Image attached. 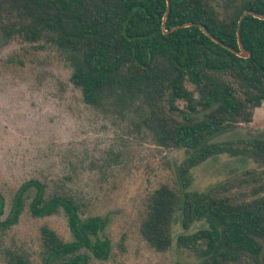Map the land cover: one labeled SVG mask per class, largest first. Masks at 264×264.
Here are the masks:
<instances>
[{"label": "trees", "instance_id": "obj_1", "mask_svg": "<svg viewBox=\"0 0 264 264\" xmlns=\"http://www.w3.org/2000/svg\"><path fill=\"white\" fill-rule=\"evenodd\" d=\"M244 11L264 15V0H0L4 42L55 49L70 68V84L97 115L165 150L185 152L173 185L162 182L148 193L139 232L165 252L175 222L183 229L202 223L176 236L199 264H263L264 170L189 189L191 170L218 155L264 167L261 134L215 139L252 121L264 101V18L247 13L238 26ZM238 37L247 57L236 53ZM3 207L0 192V215ZM81 208L76 196L49 192L31 178L11 195L0 229L23 210L35 218L61 210L70 239L41 227V264L105 261L111 251L102 233L106 218L81 216ZM1 251L3 264H31L27 253Z\"/></svg>", "mask_w": 264, "mask_h": 264}, {"label": "rangeland", "instance_id": "obj_2", "mask_svg": "<svg viewBox=\"0 0 264 264\" xmlns=\"http://www.w3.org/2000/svg\"><path fill=\"white\" fill-rule=\"evenodd\" d=\"M69 74L55 49L4 42L0 36V192L4 197L0 220L7 217L18 186L36 178L46 183L49 192L76 196L81 216L106 218L102 233L110 240V257L92 259L91 264H199L194 251L176 245V236L194 232L202 223L183 229L175 222L173 243L165 252L151 248L139 232L148 193L162 182L173 185L185 152L165 150L97 115L81 101ZM252 134L264 137V101L254 109L252 121L215 139ZM246 169L264 167L250 159L218 155L191 170L189 189L206 190ZM43 226L61 239H70L61 210L40 218L23 210L14 224L0 229V264L3 248L27 253L31 264H41Z\"/></svg>", "mask_w": 264, "mask_h": 264}, {"label": "water", "instance_id": "obj_3", "mask_svg": "<svg viewBox=\"0 0 264 264\" xmlns=\"http://www.w3.org/2000/svg\"><path fill=\"white\" fill-rule=\"evenodd\" d=\"M168 9H169V2L167 1V8H166V12H165L164 17H163L162 27H164L165 16H166V14H167V12H168ZM247 13L253 14V15L256 16V17L264 18V15L259 16L258 14L253 13L252 11H244V12L242 13V15L240 16V18H239L238 26H239V24H240V21H241L242 17H243L245 14H247ZM186 25H189V23H188V24H183V25H181V26H186ZM199 26H200V28H202L201 25H199ZM177 27H178V26L172 28L171 30H173V29H175V28H177ZM203 30H204V29H203ZM204 31H205V30H204ZM164 32L167 33L168 30H165V29H164ZM213 39H215V38H213ZM238 46H239V51H236V53H237L239 56L247 57V56H248V51L244 50V48H243V46H242V44H241V42H240L239 37H238Z\"/></svg>", "mask_w": 264, "mask_h": 264}]
</instances>
